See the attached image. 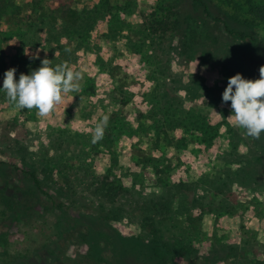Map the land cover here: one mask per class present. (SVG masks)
Segmentation results:
<instances>
[{
    "label": "rangeland",
    "instance_id": "1",
    "mask_svg": "<svg viewBox=\"0 0 264 264\" xmlns=\"http://www.w3.org/2000/svg\"><path fill=\"white\" fill-rule=\"evenodd\" d=\"M46 58L81 90L46 119L0 90V264H264V133L222 102L264 66L248 0H0V89Z\"/></svg>",
    "mask_w": 264,
    "mask_h": 264
},
{
    "label": "clouds",
    "instance_id": "2",
    "mask_svg": "<svg viewBox=\"0 0 264 264\" xmlns=\"http://www.w3.org/2000/svg\"><path fill=\"white\" fill-rule=\"evenodd\" d=\"M25 54L28 52L25 50ZM32 59H39L38 52ZM16 69L4 73L3 90L7 100L16 110H35L39 118L50 117L64 103L68 94L80 92L81 71L67 63L52 66L49 59H43L41 66L30 74L21 73L16 79ZM222 102H231L232 115L228 120L244 131V135L260 139L264 133V66L259 68L258 79H245L236 74L228 79L222 93ZM108 116L96 123L92 132V143L103 139L108 126Z\"/></svg>",
    "mask_w": 264,
    "mask_h": 264
},
{
    "label": "trees",
    "instance_id": "3",
    "mask_svg": "<svg viewBox=\"0 0 264 264\" xmlns=\"http://www.w3.org/2000/svg\"><path fill=\"white\" fill-rule=\"evenodd\" d=\"M197 1L202 2V0ZM248 8L250 15L254 16L256 19L264 23V4H256L251 0H248ZM162 27H167V23L164 21V19L156 25L151 24L150 29L152 33L160 35L164 31ZM233 34L238 35L242 40L246 39L247 37H250L248 34L242 32H233Z\"/></svg>",
    "mask_w": 264,
    "mask_h": 264
}]
</instances>
